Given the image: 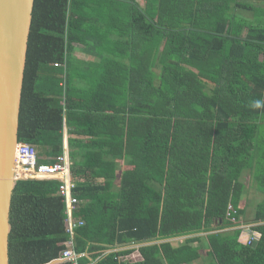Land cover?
Instances as JSON below:
<instances>
[{
    "label": "trees",
    "instance_id": "16d2710c",
    "mask_svg": "<svg viewBox=\"0 0 264 264\" xmlns=\"http://www.w3.org/2000/svg\"><path fill=\"white\" fill-rule=\"evenodd\" d=\"M259 1L34 0L18 141L54 163L66 133L81 263L264 264ZM60 183L16 180L9 264H68Z\"/></svg>",
    "mask_w": 264,
    "mask_h": 264
},
{
    "label": "water",
    "instance_id": "95a60500",
    "mask_svg": "<svg viewBox=\"0 0 264 264\" xmlns=\"http://www.w3.org/2000/svg\"><path fill=\"white\" fill-rule=\"evenodd\" d=\"M34 0H0V264H9L14 152Z\"/></svg>",
    "mask_w": 264,
    "mask_h": 264
},
{
    "label": "built area",
    "instance_id": "2783aa9c",
    "mask_svg": "<svg viewBox=\"0 0 264 264\" xmlns=\"http://www.w3.org/2000/svg\"><path fill=\"white\" fill-rule=\"evenodd\" d=\"M54 66L61 67L62 62H55ZM14 163V176L17 180L56 179L61 182L57 193L63 198L65 203V230L68 239L64 243L65 247L60 252L59 261L68 264H83L80 262V258L84 256V253L78 252L74 248V232L77 227L83 225V220L74 217L79 199L75 194L76 183L71 179L70 158L68 156L66 141L64 140L62 155L57 157L54 163L38 162L35 146L24 142H18L14 152ZM228 209L234 213L231 206H229ZM229 214L230 212H228V215ZM232 221H236L234 217H232ZM237 228L241 230L242 233H246V237L242 242L246 245H251L256 237L252 225L241 223Z\"/></svg>",
    "mask_w": 264,
    "mask_h": 264
},
{
    "label": "rangeland",
    "instance_id": "374dc122",
    "mask_svg": "<svg viewBox=\"0 0 264 264\" xmlns=\"http://www.w3.org/2000/svg\"><path fill=\"white\" fill-rule=\"evenodd\" d=\"M252 1H254V2H256L257 4H259L260 3V1L259 0H252ZM139 2H140V5L142 6L143 4H144V0H139ZM76 47H77V49H76V54L77 55H82V52H81V46H79V45H75ZM83 56V55H82ZM65 135H66V133H65ZM120 163V162H119ZM118 163V164H119ZM70 164H71V161H70ZM69 164V165H70ZM119 170H120V168L117 170L118 172H119ZM241 180H242V182H245V184L248 182V176H247V173H244L242 176H241ZM250 181V180H249ZM254 183H251V186H256V184H254ZM254 190V188H252L250 191V194H249V196H248V193H247V197H246V200L244 201V202H242V204H241V207H243L244 208V210H243V218H244V220H243V218H242V222L244 223L245 221L246 222H249L250 220H251V218H252V215H253V211H254V209H256V206L258 205V203L259 202H261L262 200H263V197H262V195L261 194H259L258 192H256V191H253ZM250 200L251 201V203L249 202H247L246 204H244L247 200ZM180 242L179 241H177V242H175V243H173V244H179ZM126 258H128L129 260H131V261H133V262H135V261H139V260H141V256H140V254L137 252V251H135V252H133V253H131L130 255H127V256H125ZM203 259H206L205 258V251H202V257H201V259H199L198 260V262H202L203 261Z\"/></svg>",
    "mask_w": 264,
    "mask_h": 264
},
{
    "label": "crops",
    "instance_id": "0c3cea01",
    "mask_svg": "<svg viewBox=\"0 0 264 264\" xmlns=\"http://www.w3.org/2000/svg\"><path fill=\"white\" fill-rule=\"evenodd\" d=\"M84 57H85V59H87V56L86 55ZM64 140L66 141V136H65V139ZM245 237H246V233H243L241 235V237L239 238L241 240V242L245 239Z\"/></svg>",
    "mask_w": 264,
    "mask_h": 264
},
{
    "label": "clouds",
    "instance_id": "9594fccd",
    "mask_svg": "<svg viewBox=\"0 0 264 264\" xmlns=\"http://www.w3.org/2000/svg\"><path fill=\"white\" fill-rule=\"evenodd\" d=\"M257 106H259V103H257ZM64 144V143H63ZM241 231V230H240ZM243 233L241 232V235H242ZM241 237V236H240ZM177 241H179L180 243L183 241V240H177ZM176 241V242H177ZM243 243V242H242Z\"/></svg>",
    "mask_w": 264,
    "mask_h": 264
}]
</instances>
